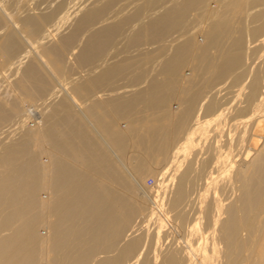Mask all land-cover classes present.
<instances>
[{"label":"bare ground","instance_id":"1","mask_svg":"<svg viewBox=\"0 0 264 264\" xmlns=\"http://www.w3.org/2000/svg\"><path fill=\"white\" fill-rule=\"evenodd\" d=\"M172 190L182 248L143 261ZM220 244L264 264V0H0V264H222Z\"/></svg>","mask_w":264,"mask_h":264},{"label":"rangeland","instance_id":"2","mask_svg":"<svg viewBox=\"0 0 264 264\" xmlns=\"http://www.w3.org/2000/svg\"><path fill=\"white\" fill-rule=\"evenodd\" d=\"M9 3H12V2H9ZM197 142V141H196ZM198 143V142H197ZM196 144V143H195ZM203 144V142L201 143V141H200V145H202ZM199 146V144L196 146V148ZM200 147V146H199ZM198 147V148H199ZM143 184V187L145 188V189H152V190H155V188L157 187L156 185H157V180H156V177L155 176H153V175H150V176H147V177H145L144 178V180H143V182H142ZM228 190V192H230L231 193V190L230 189H227ZM172 193H173V190L171 191V192H167L166 194H162L163 195V197H164V195H165V198L163 199V197H160V196H162V195H160L159 197H158V199H159V201L161 200L162 201V203H161V201L159 202V205H160V203H161V210L160 211H162L163 213H161V212H159V215H157L156 213H155V216L154 215H152L153 217L151 218L150 217V219H147V218H149L148 216H146L144 219L146 220H144V222L145 223H143V232H141V236H143V238H144V244H145V249H144V255H143V257L144 256H146V257H144L143 258V261L144 260H146V261H149V262H151L152 263V261H155V259H156V257H157V255H158V253L160 254H162V252L165 254V252L166 253H168V251L169 250H171L172 248L174 249V247H175V245H178L177 246V248L180 250V248H182V243L181 242H183V240H184V237H185V235L187 234V226H185V227H183L181 224V222H180V219H179V212L181 211V209L183 208V206L182 207H179V208H173V207H170L169 206V202H168V200L171 198V197H169V196H172ZM225 193V194H224ZM224 193H221V194H223L222 196H221V199H222V202H223V205H224V208H226V206H227V204L229 205V203H230V201L232 202L233 200H232V198L234 199L235 198V195L233 194V193H231V194H233L234 195V197L232 196V198H231V200H229L230 198V196H231V194L229 193H227V191H225ZM168 194V195H167ZM211 195V194H210ZM209 195V196H210ZM229 195V196H228ZM212 196V195H211ZM167 197V198H166ZM228 197V198H227ZM169 198V199H168ZM210 199H211V197H209ZM210 199L208 200V201H210ZM224 199V200H223ZM227 200H228V202H227ZM166 202V203H165ZM165 203V204H164ZM225 203H227V204H225ZM226 205V206H225ZM164 207H166V208H164ZM195 208H193L194 209V211H196L197 210V207L196 206H194ZM189 208V207H188ZM191 209V208H190ZM166 210V211H165ZM187 210V214H189L190 215V219L192 218V216H193V211L191 212L190 210H188V209H186ZM188 211H190V212H188ZM166 213V214H165ZM195 213H197V212H195ZM157 216V217H156ZM160 218V219H159ZM162 218V219H161ZM166 218V219H165ZM148 220V221H147ZM149 221H151V223L149 222ZM190 221V220H189ZM188 221V222H189ZM153 222H154V224H153ZM158 222V223H157ZM163 223L164 225H162V224H160V223ZM181 223L180 224V226L178 225V223ZM204 223H203V226H204V228H205V222H206V231H208L209 233L211 232V231H213V230H211V229H214L215 230V228H213L212 226H208V223H207V221H203ZM148 224H149V226H148ZM147 225V226H146ZM162 225V226H161ZM159 226H160V237H158V238H160V240L159 239H157L156 240V238H155V233H156V231H157V229L159 228ZM181 228H179V227ZM157 227V228H156ZM165 227H167V228H164ZM182 227H183V229H182ZM211 227V228H210ZM186 228V229H185ZM149 229H150V231H149ZM153 229V230H152ZM174 229H177V231H178V233H175L174 232ZM186 230V231H184L183 232V230ZM163 231V232H162ZM170 233V234H169ZM183 233H185V234H183ZM163 235H164V239H162L163 238ZM170 236V237H169ZM149 237V238H148ZM162 237V238H161ZM167 237H168V239H167ZM177 238V239H176ZM177 240V241H176ZM159 241V242H158ZM212 240H210V242H211ZM176 242V243H175ZM158 243V244H157ZM162 243V244H161ZM182 244V245H181ZM146 245H148V246H146ZM171 245V246H170ZM210 245V244H209ZM150 246V247H149ZM173 246V247H172ZM172 247V248H171ZM180 247V248H179ZM156 248H157V250H156ZM165 249V250H164ZM172 249V250H173ZM161 250V251H160ZM222 250H224V246L223 245H221L220 244V247H219V252H221V254H219L218 255V257H220L221 259L223 258V254L222 253H224ZM146 251V252H145ZM148 256H147V255ZM156 255V256H155ZM163 255V254H162ZM155 256V257H154ZM149 257V258H148ZM153 258H155V259H153ZM159 258H160V256H159ZM148 259V260H147ZM150 259V260H149ZM152 260V261H151ZM219 258H218V262H217V264L219 263L220 264V262H219ZM159 261V263H160V261H161V259H159L158 260ZM158 261H156L157 263L156 264H159L158 263ZM224 260L222 259L221 260V263L223 262ZM223 264V263H222Z\"/></svg>","mask_w":264,"mask_h":264}]
</instances>
